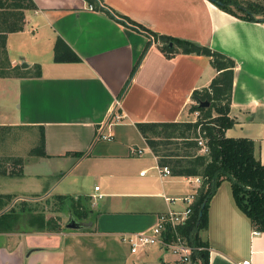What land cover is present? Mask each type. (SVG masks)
<instances>
[{"label": "crops", "instance_id": "obj_1", "mask_svg": "<svg viewBox=\"0 0 264 264\" xmlns=\"http://www.w3.org/2000/svg\"><path fill=\"white\" fill-rule=\"evenodd\" d=\"M31 1L23 29L5 34L13 75L0 78L6 88L0 91V126L42 128L46 156L22 158V176L4 177L20 185L0 194L87 197L93 213L82 221L89 231L0 235L25 238L30 251L24 258L37 255L43 264H177L158 246L132 254L120 240L150 230L160 213L182 211L183 198H196L200 186L196 177L160 176L136 124L195 122L191 94L207 87L215 70L205 56L167 57L161 43L117 17L235 61L229 111L235 124L225 137L252 140L263 165L264 23L237 19L208 0H102L111 14L89 10L84 0ZM57 38L79 62H54ZM101 134L113 139H98ZM96 195L101 198L92 204ZM254 231L223 181L208 204L202 236L208 264H264V232Z\"/></svg>", "mask_w": 264, "mask_h": 264}, {"label": "trees", "instance_id": "obj_2", "mask_svg": "<svg viewBox=\"0 0 264 264\" xmlns=\"http://www.w3.org/2000/svg\"><path fill=\"white\" fill-rule=\"evenodd\" d=\"M94 10L111 12L105 9L102 0H84ZM223 12L247 22L264 23V0H208ZM31 0H0V78L13 75L10 70L4 47L5 34L23 29L24 11L33 9ZM114 15V14H113ZM118 20L161 43L160 50L167 56L193 54L210 59L215 76L209 85L191 94L193 105L189 113L199 112L195 122L183 123H138L136 128L157 158L158 166L169 167L172 175L178 177H199L201 184L192 205L189 220L178 227L179 234L193 248H201L193 253L198 264H208V245L202 236L207 230V211L211 198L223 181L230 183L236 206L249 219L251 227L264 232V165L255 155L254 143L244 138H226L225 131L235 124L229 116L232 83L236 63L230 57L202 46L196 42L151 33L128 18L118 16ZM171 44V46H170ZM54 62L76 63L80 59L60 38L54 44ZM133 73V72H132ZM36 75L39 68L36 66ZM206 101L207 108L198 103ZM215 113L213 115L212 113ZM11 128L0 126V129ZM39 146L31 151L37 157H44L43 129H39ZM198 133L206 139L209 148L207 156L197 154L195 139ZM23 159H14L11 167L1 172L2 177H21ZM16 196L0 194V234L22 230L38 233H58L65 228L57 214L67 212L79 221L90 219L92 209L87 197L54 195L51 213L46 208L30 206L26 202L9 206ZM38 197V196H33ZM48 204V202L46 201ZM84 231H89L86 229Z\"/></svg>", "mask_w": 264, "mask_h": 264}, {"label": "built area", "instance_id": "obj_3", "mask_svg": "<svg viewBox=\"0 0 264 264\" xmlns=\"http://www.w3.org/2000/svg\"><path fill=\"white\" fill-rule=\"evenodd\" d=\"M89 10H94L92 5H88ZM126 24V23H125ZM147 35V34H146ZM151 43L155 42V39L151 35H147ZM196 115H199V112H195ZM199 117V116H198ZM120 120V116H116V121ZM98 139L102 140H112L113 137L111 134L99 135ZM196 141L197 154L201 156H207L209 154V148L206 143V139L198 133ZM140 153V151L138 152ZM160 176L166 177L171 175V171L167 166H162L157 168ZM143 173H140L142 175ZM197 184H201L199 177L194 178ZM95 191L99 190V187L94 188ZM101 195H96L92 197V204L96 200L100 199ZM195 200L194 195H189L183 198L185 203V208L180 211H171L160 213L157 217L156 224L148 231L137 232V233H128L122 234L120 240L126 243L129 246L130 252L136 254L139 251L152 247L158 246L167 252L171 253L175 258L177 264H198L193 257L195 251H199L201 248H193L189 246L184 238L179 234L177 228L185 224L191 214H192V205ZM253 234H258L257 231H254ZM238 264H249V261H243Z\"/></svg>", "mask_w": 264, "mask_h": 264}, {"label": "rangeland", "instance_id": "obj_4", "mask_svg": "<svg viewBox=\"0 0 264 264\" xmlns=\"http://www.w3.org/2000/svg\"><path fill=\"white\" fill-rule=\"evenodd\" d=\"M34 72V71H32ZM0 91L5 92L6 88L0 87ZM215 115V113H212ZM40 133L21 127H11L6 129H0V191H4L5 187L7 190L17 188L20 185L14 179H6L1 176V172L8 170L11 167V163L14 159H33L34 155L31 154L35 148L39 146ZM50 183V182H49ZM4 186V188H3ZM54 195L38 196V197H15L11 200L9 206L17 205L20 202H26L30 206L38 205L39 208L47 209V216H53L56 213H51V203H54ZM48 202V204L46 203ZM69 213L63 212L57 214L60 217L61 222H65ZM20 229L18 233L25 234V230ZM44 240V239H41ZM27 240L20 236L12 235H0V261L4 264H14L16 260H21L25 264H43L41 261L36 260L37 255H33L30 259H25L24 255L27 254L30 249H27ZM19 251L22 252V258L20 257Z\"/></svg>", "mask_w": 264, "mask_h": 264}, {"label": "water", "instance_id": "obj_5", "mask_svg": "<svg viewBox=\"0 0 264 264\" xmlns=\"http://www.w3.org/2000/svg\"><path fill=\"white\" fill-rule=\"evenodd\" d=\"M171 46V44H170ZM198 106L201 108H207L209 103L206 101H201L198 103ZM65 229L73 231H83L87 229V225L82 221L77 220L73 215H69L68 219L65 222Z\"/></svg>", "mask_w": 264, "mask_h": 264}]
</instances>
